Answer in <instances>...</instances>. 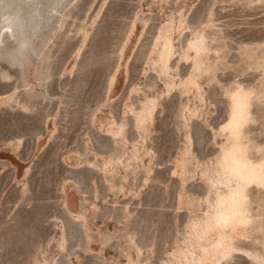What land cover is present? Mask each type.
Wrapping results in <instances>:
<instances>
[{"label":"rangeland","instance_id":"1","mask_svg":"<svg viewBox=\"0 0 264 264\" xmlns=\"http://www.w3.org/2000/svg\"><path fill=\"white\" fill-rule=\"evenodd\" d=\"M22 5L0 264H264V0Z\"/></svg>","mask_w":264,"mask_h":264},{"label":"water","instance_id":"2","mask_svg":"<svg viewBox=\"0 0 264 264\" xmlns=\"http://www.w3.org/2000/svg\"><path fill=\"white\" fill-rule=\"evenodd\" d=\"M28 2L34 0H0V5L3 8L12 10L16 15V24L11 30H7L9 36L16 41L15 50L16 53H19L22 46L27 44L29 41V36L33 32V29L38 25V21L36 17L39 15V11L37 7H34L32 10V14L30 17H27L23 13V5L22 2ZM58 0H56L57 2ZM53 7V5H52ZM1 42V40H0Z\"/></svg>","mask_w":264,"mask_h":264},{"label":"bare ground","instance_id":"3","mask_svg":"<svg viewBox=\"0 0 264 264\" xmlns=\"http://www.w3.org/2000/svg\"><path fill=\"white\" fill-rule=\"evenodd\" d=\"M15 24H16V15H15V12L14 11H12V10H9V9H6V8H3L1 5H0V35H1V33H2V31L4 30V29H7V30H11L14 26H15ZM6 30V31H7ZM1 37H2V35H1ZM1 37H0V40H1ZM200 41V40H199ZM168 42V41H167ZM167 44V43H166ZM168 44H171V43H168ZM171 47H172V45H170ZM170 47V48H171ZM165 48H167L166 50L168 51L169 50V46L168 47H165ZM166 51V52H167ZM166 52H165V54H166ZM169 52V51H168ZM167 52V53H168ZM170 54V53H169ZM168 54V55H169ZM165 56H167V55H165ZM238 99V98H237ZM239 100H241V99H239ZM237 101V100H236ZM242 102V101H241ZM241 102H240V104H241ZM239 104V103H238ZM242 105V104H241ZM240 105V106H241ZM238 107L239 109H241V108H243V107ZM242 106H244L245 107V105H242ZM237 108V106H236V109H238ZM234 109V108H233ZM242 110V109H241ZM239 113V112H238ZM138 116V115H137ZM236 117V116H235ZM136 119H139V118H136ZM141 119V118H140ZM237 119V118H236ZM234 120V119H233ZM138 121V120H137ZM237 121V120H236ZM138 126V125H137ZM143 126V125H142ZM237 130V129H236ZM118 133V132H117ZM116 133V134H117ZM236 163V162H235ZM224 166H226V165H224ZM234 170V169H233ZM247 170V169H246ZM246 174V172H243V173H241L240 175H245ZM223 175H225V174H223ZM227 175V174H226ZM239 175V176H240ZM223 180V179H222ZM233 181V180H232ZM224 182V181H223ZM229 184V183H228ZM231 187H232V185H231ZM227 188H228V186H227ZM235 188V187H234ZM229 190V189H228ZM231 190V189H230ZM232 192V191H231ZM230 192V193H231ZM232 197V196H231ZM225 205V204H224ZM235 205V203H230V206H234ZM225 207H226V205H225ZM222 209V208H221ZM219 210H220V208H219ZM224 211V210H223ZM223 211H221V212H223ZM234 211H236V210H234ZM233 211V212H234ZM220 212V211H219ZM218 212V213H219ZM226 214V213H225ZM233 214V213H232ZM220 215H221V213H220ZM220 215H218V216H220ZM222 217V216H221ZM196 229V228H195ZM200 263V262H199Z\"/></svg>","mask_w":264,"mask_h":264}]
</instances>
